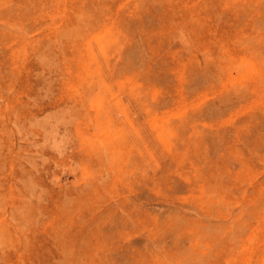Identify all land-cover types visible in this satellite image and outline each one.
Segmentation results:
<instances>
[{"label": "rangeland", "instance_id": "374dc122", "mask_svg": "<svg viewBox=\"0 0 264 264\" xmlns=\"http://www.w3.org/2000/svg\"><path fill=\"white\" fill-rule=\"evenodd\" d=\"M0 264H264V0H0Z\"/></svg>", "mask_w": 264, "mask_h": 264}, {"label": "bare ground", "instance_id": "6f19581e", "mask_svg": "<svg viewBox=\"0 0 264 264\" xmlns=\"http://www.w3.org/2000/svg\"><path fill=\"white\" fill-rule=\"evenodd\" d=\"M186 1V0H185ZM185 3V2H184Z\"/></svg>", "mask_w": 264, "mask_h": 264}]
</instances>
